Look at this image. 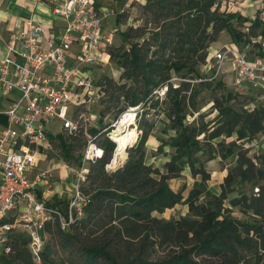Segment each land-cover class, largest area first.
<instances>
[{
	"label": "trees",
	"instance_id": "obj_1",
	"mask_svg": "<svg viewBox=\"0 0 264 264\" xmlns=\"http://www.w3.org/2000/svg\"><path fill=\"white\" fill-rule=\"evenodd\" d=\"M216 3L217 0H146L143 3L145 10L152 14L151 26L148 23L130 25L121 31L123 43L109 48L111 57L123 68L124 81L108 75L99 81L104 92L101 99L106 95L117 117L126 107H138L132 124L142 129V134L130 146L133 136L127 131L128 157L122 164L110 168L108 164L117 147L111 136L114 127L110 123L90 127V134L96 135L103 152L89 160L86 179L81 183V190L89 200L83 213L67 229L55 220L62 243L70 253L67 261L57 262L47 243L42 262L37 263L30 251L28 236L20 232L11 234L8 242L11 251L0 254V260L5 264H264V214L259 208V204H264V183H260L261 192L257 196L230 198L233 204L249 199V206L262 214L259 219L241 220L226 206V198L236 182L233 173L225 176L217 193L209 187L211 170L197 155L203 149L215 155L212 140L222 133L237 132L239 138L245 139L264 131V103L247 110L231 102L229 90L222 95L225 99L222 103L217 104L215 99L221 118L218 126L212 127L215 119L205 121L203 117L187 121L188 107L195 105L194 100L188 101L190 95L186 94L190 80L182 79L174 86L171 79L172 71L181 77L201 74L197 64L205 60L208 47L222 30H227L240 48L250 45L251 55L264 54L262 41L253 40L258 35L264 38V20L249 19L239 11H221ZM124 14L118 13L119 21ZM234 19L242 23L250 20L248 30L238 28ZM201 49L204 51L199 53ZM253 49L257 51L254 54ZM217 84L223 82L218 80ZM165 86L164 93L159 94ZM111 107L103 109L102 114ZM150 108L164 113L170 119V128L175 130L168 138H159L160 148L170 145L174 149L164 162L165 170L145 161V144L156 124L155 120L144 117ZM52 137L57 138L62 158L82 163V153L76 152L83 145L78 132L69 135L61 131ZM87 142L88 138L85 146ZM235 144L231 140L221 154L227 157L237 153L241 173L248 178L249 165L243 168L242 159L245 157L246 165L252 162L251 157L242 149L237 150ZM259 157L264 178V150ZM186 167L195 177L187 196L183 193L184 187L176 190L171 186V179L181 176ZM62 201L49 203L65 209L68 201L65 206ZM179 202H185L189 208L179 218L162 219L153 214ZM52 222L47 223V229L52 230ZM162 250L165 252L160 253Z\"/></svg>",
	"mask_w": 264,
	"mask_h": 264
},
{
	"label": "built area",
	"instance_id": "obj_2",
	"mask_svg": "<svg viewBox=\"0 0 264 264\" xmlns=\"http://www.w3.org/2000/svg\"><path fill=\"white\" fill-rule=\"evenodd\" d=\"M51 3L53 13L65 21L63 29L49 33L34 19L17 18L0 61V98L7 101L5 106L0 104V113L8 118L0 125V254L11 251L8 242L12 233H25L37 263L42 262L47 223L57 220L67 229L83 213L89 200L81 190L89 170L87 161L103 152L96 135L88 133L82 163L75 172V192L61 209L49 203L40 190L49 182V171L40 169L39 162L42 153L53 147L52 135L56 134L48 125L62 118L59 132L70 135L82 130L83 119H91L84 112L86 103L99 101L104 92L90 65L104 64L106 57H111L109 48L114 42V32H106L103 24L113 9L98 6L95 0ZM72 47L74 55L70 56ZM212 58L216 62L211 63L210 78L217 77L230 62L236 83L248 82L264 89V54L251 55L232 42L208 59ZM71 104L75 115L69 117ZM77 108L83 110L77 113ZM91 116L96 118L97 114Z\"/></svg>",
	"mask_w": 264,
	"mask_h": 264
},
{
	"label": "rangeland",
	"instance_id": "obj_3",
	"mask_svg": "<svg viewBox=\"0 0 264 264\" xmlns=\"http://www.w3.org/2000/svg\"><path fill=\"white\" fill-rule=\"evenodd\" d=\"M101 4L113 8L114 13L110 16L103 18L104 30L106 32H114V42L113 45L117 46L123 43L121 31L127 29L130 25H143L147 24L151 26V12H147L143 6L146 0H99ZM220 8L221 11H239L249 17V19L261 18L264 20V0H217L215 6ZM214 6V7H215ZM125 13L120 21L118 20V13ZM234 23L238 28L248 30V25L250 20L245 22H240L234 19ZM253 40L262 41L264 45V38L258 35L253 38ZM234 42L230 33L227 30H222L219 34L217 40L211 42V45L207 49V56L203 62L197 64V68L201 74H195L193 77H181L175 71H172V81L174 86L178 85L182 79L190 80V88L187 91V95H190L188 101H193L195 105L188 107V113L186 115L187 121H193V118L203 117L205 121L208 119L216 120L212 122V127H216L220 124L219 108L215 107V99L217 104L222 103L225 99L222 95L228 94L229 90L231 93V102L235 105L243 107L247 110H252L257 104L264 103V89L253 86L250 83H236V78L234 71L230 62L224 64V69L221 73L214 78H210L213 75V67L211 68V63H215L216 59L212 58L209 60V56H213L218 49H221L224 45ZM125 43V42H124ZM239 47L240 44L234 42ZM126 44V43H125ZM250 45H246L243 50L248 51ZM242 49V48H241ZM203 49L199 53H202ZM206 51V49H205ZM250 51V50H249ZM248 51V52H249ZM256 49H253L251 53H256ZM70 56L74 55V49L72 47L69 50ZM107 60L104 64H91V72L95 75L96 81H100L103 75H108L115 79L116 81L123 82L124 79L121 78V73L123 68L117 63V61L110 57H106ZM203 80V81H201ZM221 80L222 85H218L217 81ZM166 90V86L160 89L159 94H163ZM188 97V96H187ZM123 101V100H122ZM125 101L121 102L124 104ZM111 102L106 97H102L99 101H88L84 108L86 115H89L91 119H83V127L78 136L81 139L83 145H81L76 152H81L85 149V140L88 138V133L90 132V127L97 126L100 127L102 124L110 123L115 126L117 121L121 118L123 114L129 111L131 108L126 107L119 115L116 116L115 108L111 107ZM110 106L111 110H106L102 114L103 109ZM138 107L133 108L135 111ZM77 113L81 108H77ZM148 112L144 115L150 120H155L156 124L151 131V134L146 141V156L145 161L147 163H152L159 166L162 170H165L164 162L171 156L173 152V147L170 145H165L163 148L159 147L161 137L168 138L170 134L174 133V129L170 128V119L164 113H156L153 108L147 109ZM91 113H96V118H92ZM72 114L75 115L73 104L70 105L68 116ZM143 118V117H142ZM220 118V119H219ZM137 120V118H136ZM62 118L54 119L49 125L48 130L51 133H57L60 131L62 126ZM135 122V121H134ZM133 122V123H134ZM117 129L115 126L111 130V136L114 130ZM128 133L133 136V142L130 144L132 146L137 142L139 136L142 134V129H140L136 124L130 125L128 128ZM114 137V135H113ZM99 138V137H98ZM57 138H54L53 147L48 149L47 152L42 153V159L39 162L40 169H45L49 171V182L43 185L40 190L41 195H45V199L49 202L58 199H63L62 203L65 206L67 201L71 199L75 192L76 175L75 172L81 165L78 160L74 159H64L59 155V148L56 144ZM231 140H235V147L237 150L242 149V152L246 153L247 156L251 157L252 164L247 163L245 165V157L242 159L243 168L249 165V177L243 176L241 173V167L239 166V159L237 153L224 157L221 153L223 151L224 145L230 143ZM215 148V155L211 154L209 151L203 149L198 151L197 155L202 160L208 169L211 170V178L209 179V187L215 192L219 193L221 190V184L225 180V176L232 172L233 176L236 178L234 184V190L231 191L226 198V206L231 209V213L237 216L241 220H253L254 218H261L262 214L257 213L254 208L249 206V199L247 201L239 202L233 204L230 202V198L245 196L253 197L260 194V183H264V178L261 177L262 172H260L261 161L260 152L264 150V131H258L254 138H239L237 132L232 135H226L222 133L218 137L212 140ZM129 146V147H130ZM236 150V151H237ZM128 150H125V154L116 163L113 162L115 152L113 153V158L109 161V167L113 168L122 164L128 157ZM90 161H87L88 167L90 166ZM119 163V164H118ZM195 177L192 176L190 168L186 167L179 177H174L171 179V186L178 190L184 187L183 193L187 196L190 188L192 187ZM261 212L264 214V204H259ZM188 204L185 202H179L173 207L166 208L163 212L154 211L153 214L162 219L179 218L188 213ZM47 240L46 244L51 245V255L57 262H61L69 259L70 253L64 247L62 243V238L57 232L56 221L52 222V230L47 229ZM254 235V234H253ZM162 250L160 253H164ZM242 252H245L242 250ZM0 264H5L0 260ZM241 264H244L243 262Z\"/></svg>",
	"mask_w": 264,
	"mask_h": 264
},
{
	"label": "crops",
	"instance_id": "obj_4",
	"mask_svg": "<svg viewBox=\"0 0 264 264\" xmlns=\"http://www.w3.org/2000/svg\"><path fill=\"white\" fill-rule=\"evenodd\" d=\"M97 2L100 3L99 0H95L96 5ZM51 5V0H0V61L5 57L7 51L6 39L10 35L17 18L34 19L44 24L49 33H57L63 29L65 21L62 17L53 13ZM98 6L108 7L101 3ZM15 93L19 94V91L16 90ZM6 103V100L0 98L2 106H5ZM7 122V115L1 112L0 125H5ZM41 192L46 193L45 191Z\"/></svg>",
	"mask_w": 264,
	"mask_h": 264
},
{
	"label": "bare ground",
	"instance_id": "obj_5",
	"mask_svg": "<svg viewBox=\"0 0 264 264\" xmlns=\"http://www.w3.org/2000/svg\"><path fill=\"white\" fill-rule=\"evenodd\" d=\"M135 110L132 108L127 111L125 114L121 116V118L117 121L115 126L117 129L113 131L112 137L114 135V139L117 143V147L115 150V156L113 162L116 163L122 156L125 154L126 149V135L128 128L135 120ZM114 126V127H115Z\"/></svg>",
	"mask_w": 264,
	"mask_h": 264
},
{
	"label": "water",
	"instance_id": "obj_6",
	"mask_svg": "<svg viewBox=\"0 0 264 264\" xmlns=\"http://www.w3.org/2000/svg\"><path fill=\"white\" fill-rule=\"evenodd\" d=\"M128 146H129V145H128ZM128 146H126V149H125V150H127Z\"/></svg>",
	"mask_w": 264,
	"mask_h": 264
}]
</instances>
